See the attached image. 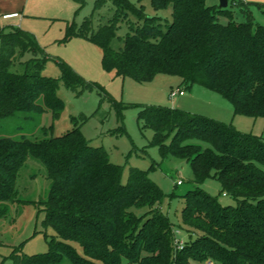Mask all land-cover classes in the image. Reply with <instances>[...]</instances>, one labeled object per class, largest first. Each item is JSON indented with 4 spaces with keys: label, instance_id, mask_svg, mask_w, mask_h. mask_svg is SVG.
Returning a JSON list of instances; mask_svg holds the SVG:
<instances>
[{
    "label": "trees",
    "instance_id": "obj_1",
    "mask_svg": "<svg viewBox=\"0 0 264 264\" xmlns=\"http://www.w3.org/2000/svg\"><path fill=\"white\" fill-rule=\"evenodd\" d=\"M73 1L79 10L86 3ZM107 1L116 9L108 23L94 31L92 17L81 26L73 20L59 42L82 38L98 46L104 69L119 77L143 83L159 75L177 76L188 89L198 85L222 96L234 115L264 118V26L255 23L250 9L264 13V4L238 0L221 9L207 0H151L155 11L171 9L170 20L148 16L144 0L139 6L98 0L95 9ZM233 7L245 21L233 19ZM131 15L138 20L133 22ZM124 21L130 32L117 51L112 42ZM50 60L59 66V78L43 75ZM17 65H23V72L12 70ZM61 83L78 97L97 91L102 102L114 104L101 85L53 59L30 32L1 31L0 121L19 112L47 111L57 119L65 106L58 95ZM138 121L153 131L150 145L159 148L163 159L175 157L192 168L196 187L185 194L182 210L183 226L192 234L183 250L177 251L174 227L163 211L166 195L149 171L131 169L123 183L122 167L75 127L40 141L0 138V221L17 199L19 173L30 155L45 165L51 182L48 199L40 202L43 226L55 233L46 236L49 249L31 256L14 251L12 264H204L207 259L264 264V137L163 106H143ZM208 179L220 182L231 204L201 188Z\"/></svg>",
    "mask_w": 264,
    "mask_h": 264
},
{
    "label": "rangeland",
    "instance_id": "obj_2",
    "mask_svg": "<svg viewBox=\"0 0 264 264\" xmlns=\"http://www.w3.org/2000/svg\"><path fill=\"white\" fill-rule=\"evenodd\" d=\"M66 1L71 6L72 20L57 17V20L44 19L34 36L53 59H62L69 64L87 82L101 85L112 97L102 102L97 91H85L78 97L62 83L58 89L59 97L64 101V109L57 119L50 111L44 113L19 112L0 121V138L20 141L27 138L40 141L59 137L80 127L84 137L93 147L103 148L108 152L110 161L123 169L122 182L128 181L131 169L149 171V178L157 184L166 195L163 211L168 215L174 230L181 231V238L186 241L192 234L182 223V210L185 206V194L195 189L194 175L187 161L168 157L163 159L157 146H151L153 131L142 129L138 114L143 106H163L178 108L193 114L203 115L226 124H231L242 133H251L264 137V118H251L234 115L233 106L219 94L201 86L193 90L183 84L177 76L159 75L150 82H138L131 78H122L114 71H106L102 65V50L91 42L75 38L68 43H60L65 35L68 22L75 21L81 26L85 18L92 17L94 31L114 17L115 7L110 1L99 10L95 9L98 0H86L82 9L73 0H57V13L66 8ZM139 6V0H128ZM246 3L264 4V0H243ZM208 5L219 6V0H207ZM142 5L148 16H159L171 20V9L155 11L151 0H144ZM254 21L264 26V13L251 7ZM233 19L245 21L239 8H232ZM134 22L138 20L131 15ZM43 20V19H42ZM226 22V19H223ZM128 21L120 24L112 48H123L126 35L130 32ZM31 56L27 55L24 60ZM23 60V61H24ZM13 71L23 72V65H17ZM43 75L59 78L61 71L56 61L47 62ZM183 91L184 95L176 93ZM173 93H176L172 96ZM124 131V132H123ZM154 167V170L151 168ZM181 181V185L177 182ZM51 182L45 165L36 157L29 156L22 167L17 180V199L9 205L7 216L0 221V264H12L14 251H21L31 256L48 251L46 236L55 235L49 228L45 229L43 221L46 214L41 201H46ZM201 188L216 197L222 204L232 203L222 194L221 184L216 179H208ZM184 229H180L183 228ZM48 239V240H49Z\"/></svg>",
    "mask_w": 264,
    "mask_h": 264
},
{
    "label": "crops",
    "instance_id": "obj_3",
    "mask_svg": "<svg viewBox=\"0 0 264 264\" xmlns=\"http://www.w3.org/2000/svg\"><path fill=\"white\" fill-rule=\"evenodd\" d=\"M64 9L61 14L57 13V0H0V33L20 28L34 35L40 23H48L44 19L57 20V17H62L67 21L72 20L71 6L67 1Z\"/></svg>",
    "mask_w": 264,
    "mask_h": 264
},
{
    "label": "built area",
    "instance_id": "obj_4",
    "mask_svg": "<svg viewBox=\"0 0 264 264\" xmlns=\"http://www.w3.org/2000/svg\"><path fill=\"white\" fill-rule=\"evenodd\" d=\"M176 93H179L180 95H184V92L180 90H177ZM176 93H173L172 96H174ZM181 184H182L181 181L177 182V185H181ZM223 196L226 197V194H223ZM174 234H175L176 249L177 251H181L185 247V244L181 238L182 233L180 230H174ZM204 264H216V262L211 259H207Z\"/></svg>",
    "mask_w": 264,
    "mask_h": 264
},
{
    "label": "water",
    "instance_id": "obj_5",
    "mask_svg": "<svg viewBox=\"0 0 264 264\" xmlns=\"http://www.w3.org/2000/svg\"><path fill=\"white\" fill-rule=\"evenodd\" d=\"M238 0H219V8L227 9L230 5V2H235Z\"/></svg>",
    "mask_w": 264,
    "mask_h": 264
}]
</instances>
